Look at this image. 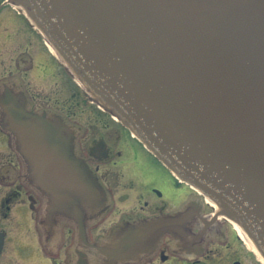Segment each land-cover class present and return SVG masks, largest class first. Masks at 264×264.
Wrapping results in <instances>:
<instances>
[{
    "label": "water",
    "instance_id": "1",
    "mask_svg": "<svg viewBox=\"0 0 264 264\" xmlns=\"http://www.w3.org/2000/svg\"><path fill=\"white\" fill-rule=\"evenodd\" d=\"M10 2L70 75L264 258V0ZM25 104L5 86L0 127L49 217L101 216L107 192L75 150L76 128ZM172 219L123 225L103 245L124 252L117 257L139 251ZM2 240L0 232V250Z\"/></svg>",
    "mask_w": 264,
    "mask_h": 264
},
{
    "label": "flooded vegetation",
    "instance_id": "2",
    "mask_svg": "<svg viewBox=\"0 0 264 264\" xmlns=\"http://www.w3.org/2000/svg\"><path fill=\"white\" fill-rule=\"evenodd\" d=\"M66 74L42 35L13 5L0 0V92L15 87L25 94L27 109L73 119L81 105L84 111L85 94ZM92 108V135L86 138L79 127L77 152L112 202L101 216L81 224L59 214L49 217L46 198L24 181L22 161L0 129V264H264L256 253L241 251L236 234L212 218L203 197L178 181L126 127L110 125L106 114ZM112 169L118 178L125 169L127 184L112 185ZM123 197L127 209L117 207ZM170 218L174 225L156 239L148 236L139 251L117 257L124 252L103 245L117 240L115 231L123 225Z\"/></svg>",
    "mask_w": 264,
    "mask_h": 264
},
{
    "label": "rangeland",
    "instance_id": "3",
    "mask_svg": "<svg viewBox=\"0 0 264 264\" xmlns=\"http://www.w3.org/2000/svg\"><path fill=\"white\" fill-rule=\"evenodd\" d=\"M67 75V74H66ZM69 77H68V80H69V78H70V80H73V77L72 76H70V75H68ZM83 87V86H82ZM78 88V91L80 92V94H81V90L82 91H85V97H83V96H81V99H83L84 101H86V103H85V105H84V111H83V107H82V105L79 107V108H77L76 109V111L77 112H75V114L73 115V119H69L70 121H72L75 125H79V126H81L82 128H84L85 129V137L86 138H90L91 137V135H92V131L88 128V127H90V124L91 123H93L92 122V118H93V114H92V107H93V105L95 106L96 104H98L96 101H95V103H92V102H89V95H91L90 93H89V91L85 88V87H83V89H81V88H79V87H77ZM87 93V94H86ZM68 97L70 98L71 97V94H68ZM74 101L75 100H73V103H74ZM97 106V105H96ZM97 109L101 112V113H103V114H106L107 116H108V119H109V123H110V125H112V124H114V123H116V124H119L118 123V121H116V120H113V118H111L110 117V114L109 113H107V112H104V111H102L100 108H98L97 107ZM96 135V134H95ZM116 169H112L111 170V172H112V177L110 178V182L112 183V185H115V184H117V183H121V184H127V179H126V177H127V174H126V170L124 169L123 170V174H125V176L124 177H121V178H118V177H116L115 175H117L116 174ZM130 174V173H129ZM122 191H125V192H131V191H129V190H122ZM114 194H115V197H117V195H118V193H116V192H114ZM123 199V201H124V203L123 202H120L119 204L120 205H118L117 207H120V208H122V209H127V203H125V201H127V200H124L125 199V197H123L122 198ZM210 212V211H209ZM222 223H226L225 225L227 226V231H228V233H233V232H235V230L230 226V224H228L227 222H224L223 220L221 221ZM59 236H60V234H59V231L57 230L56 232H55V239H57V238H59ZM240 241V240H239ZM238 245H239V248L241 249V251H243L244 253H253V251L247 246V245H245L242 241H240V242H238L237 243Z\"/></svg>",
    "mask_w": 264,
    "mask_h": 264
},
{
    "label": "bare ground",
    "instance_id": "4",
    "mask_svg": "<svg viewBox=\"0 0 264 264\" xmlns=\"http://www.w3.org/2000/svg\"><path fill=\"white\" fill-rule=\"evenodd\" d=\"M54 50V49H52ZM55 51V50H54ZM217 218L219 219L218 221H221V218H223V216H217ZM237 232V231H236ZM238 236L242 239V241H244L245 245H247L254 253H257L253 248L252 246L237 232Z\"/></svg>",
    "mask_w": 264,
    "mask_h": 264
}]
</instances>
